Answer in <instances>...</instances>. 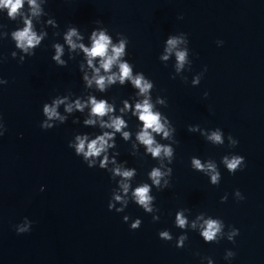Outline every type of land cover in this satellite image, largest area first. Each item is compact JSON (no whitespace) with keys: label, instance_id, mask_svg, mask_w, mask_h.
<instances>
[{"label":"water","instance_id":"1","mask_svg":"<svg viewBox=\"0 0 264 264\" xmlns=\"http://www.w3.org/2000/svg\"><path fill=\"white\" fill-rule=\"evenodd\" d=\"M36 5L33 15L24 0L14 18L0 7V79L8 81L0 83V264H208L209 258L213 264H264V0H36ZM25 19L42 35L28 52L17 47L12 35L25 27ZM96 21L108 29L112 44L127 36L125 59L134 65V75L143 72L154 82L153 111L161 114V123L168 117L166 128H175L166 139L153 133L175 156L170 187L149 193L156 197L151 214L132 201L131 191L150 183L152 167L166 173L169 158L145 155L136 139L143 123L132 111L144 97L127 81L107 85L104 92L95 83L87 87L82 76L91 77L93 69L82 50L70 49L64 40L68 28L76 26L83 39L73 40L91 47ZM170 35L184 42L168 54L164 48ZM55 44L63 47L66 66L52 60ZM185 48L186 63L177 72L175 51ZM163 55L169 59L160 60ZM111 71L119 73L118 64ZM100 74L111 73L101 69ZM196 78L199 83L193 84ZM64 96L68 100L58 111L66 122L42 129L43 104ZM89 96L112 104L115 112L109 115L124 119L127 127L121 131L130 134L125 140L116 133L109 141L116 147L107 153L122 168L136 169L126 181L129 204L123 213L108 209L116 187L110 174L89 168L68 147L77 134L93 139L112 131L102 129L99 119L95 125L83 123L90 107L64 111L73 99L84 102ZM125 100L131 108L122 113ZM189 125L199 128L189 132ZM217 129L223 144L206 139ZM235 155L244 157L245 166L232 174L223 158ZM193 156L205 165L204 172L191 168ZM208 163L220 174L215 185ZM168 179L163 176L161 184ZM177 211L187 218L183 229L175 224ZM124 215L130 217L127 223ZM136 218L142 223L132 230ZM218 218L224 222L221 232L215 242L205 243L201 226ZM23 227L29 231L18 233ZM234 229L238 235H232ZM161 231L172 239L160 238ZM185 235V246L177 248Z\"/></svg>","mask_w":264,"mask_h":264},{"label":"clouds","instance_id":"2","mask_svg":"<svg viewBox=\"0 0 264 264\" xmlns=\"http://www.w3.org/2000/svg\"><path fill=\"white\" fill-rule=\"evenodd\" d=\"M29 6L33 10V15H36V0H28ZM24 6V0H0V7H6L9 9L8 16L14 18L19 10ZM182 19V17H180ZM25 27L22 30H18L12 33L13 38L17 42V47L23 49L24 52H28L30 48H34L39 45L42 40V35L38 36L36 32L32 30V22L29 19L24 21ZM98 27L93 29L90 33L91 47H86L84 43L77 44L73 37L77 40H82L83 37L79 34L78 28L76 26H70L67 33L64 36V40L70 49L75 50L77 48L81 49L84 56L86 57V62L89 68L93 69V75L89 77L87 72H84L82 80L86 82L87 87H91L95 83L97 89L100 92L106 90L107 85H115L117 81L123 86L125 82H129L134 88L138 89V95L144 97L142 101L135 104L134 111L132 115L138 117V120L143 123V127L137 133L136 139L145 146V155H150L151 158H158L161 153L169 158V167L166 173H162L159 167H152L149 175L150 183H142L140 186L135 187L131 191L132 201L140 208L144 210L145 213L151 214L153 211L152 205L155 202L156 197L153 194H149L152 189L155 188L157 191H161L165 188L170 187V181L173 173V169L170 166L174 160V149L171 146L157 143L153 133L162 136L166 139L169 137V131L175 132V128L172 125L171 129L165 127L166 124L171 123L167 116L164 117V123H161V114L159 112L153 111V105L150 103V90L154 87V82L150 81L143 72H136L133 74L134 65L130 63L125 57L128 55L127 47L129 40L127 36L125 39H121L117 44H112V40L109 35L105 33L108 31L106 27H100L101 21H96ZM179 37L175 35H170L166 40V47L164 51L171 54L177 46L182 43ZM111 45V48L109 46ZM56 49L55 56L52 60L56 62L57 65L66 66L65 61L61 60L64 49L60 44L54 45ZM34 55V53H33ZM188 55V49L175 51V68L179 72L186 63V57ZM123 57V61L120 58ZM99 58V67H95L93 61ZM23 59V58H22ZM162 61H167L169 59L168 55H163L159 57ZM118 64L119 73L112 72L113 65ZM83 69V65L80 66ZM101 69L105 73H111L107 76L101 75ZM207 69L205 68V71ZM175 79V76H172ZM0 83L6 85L8 81L6 79H0ZM199 78L193 80V84H198ZM208 93L205 92V96ZM68 100L67 96L57 97L50 102H45L42 106V115L44 119L42 120L40 127L44 130L52 129L59 124H64L67 117L61 116L58 107ZM86 107H90V112L88 118L83 121L85 125H95L99 119V124L102 129H111L112 131H104L101 135H96L95 138L89 139V136L84 134L75 135V142L69 141L68 147L73 149L77 156L82 157L83 162L87 164L89 168L99 167L100 169L106 170L110 174L111 180L115 181L116 187L112 189L111 197L108 202L109 211L115 210L117 213H123L128 207L129 201L126 199L129 195L130 184L126 181L130 180L135 172V168H122L116 164V156L113 155L112 159L109 160L107 155L109 149L116 147L115 142L109 143V141H114V136L116 133H121L123 138L127 140L129 138V132L121 130L127 127L124 119L120 116H111L110 113L115 112V108L106 99H97L95 96H89L86 101L82 102L79 98L73 99L71 103L66 104L64 111L71 113L73 109L83 112ZM131 108L127 100L124 101L123 107L120 112L128 111ZM107 116L108 121L102 119ZM2 119V118H0ZM58 122V123H57ZM199 128V125H189L188 131L195 132ZM6 131V128H5ZM4 134H0L3 136ZM203 135V133H202ZM207 140L212 141L214 144H223L222 133L219 129L212 131L210 135L206 137ZM231 139V137H229ZM235 143V141H233ZM102 153L104 154L102 156ZM223 163L227 166L230 173L242 170L245 166V160L243 156L235 155L230 159L228 157L223 158ZM109 165H116L115 167H109ZM243 165V167H240ZM191 168L193 170H199L200 172L205 171V165L201 163V160L193 156L191 158ZM216 166L213 163L207 164V169L214 172L211 176V183L213 185L217 184L220 179L219 172L215 171ZM168 176L169 179L161 184V178L163 176ZM121 178L119 180L115 178ZM40 191H44V187L41 186ZM240 196L239 191L236 193ZM244 197H241L243 200ZM226 197L221 198V202H225ZM119 205V207H117ZM153 221H158V216H152ZM124 222H128L130 217L128 215L123 216ZM141 219L136 218L130 224L132 230L139 229L141 226ZM223 220L218 219H207L201 226V231L199 235L203 238L205 243L215 242L217 234L221 232L223 227ZM175 224L183 229L186 227L187 218L183 215L182 211H177L175 213ZM192 228H196V224L193 222ZM18 233L28 232V227L18 228ZM239 230L234 229L232 235H238ZM159 237L164 240H171L172 237L169 235L168 231L159 232ZM232 237L229 236V239ZM188 239L187 235L180 238L176 244L177 248H183L185 246V241ZM232 255V253H229ZM208 264H213L211 258L208 260Z\"/></svg>","mask_w":264,"mask_h":264}]
</instances>
